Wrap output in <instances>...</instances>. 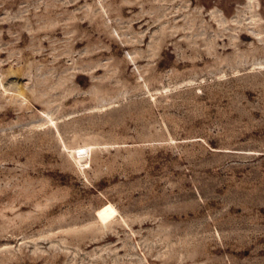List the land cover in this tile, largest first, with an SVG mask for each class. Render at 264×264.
<instances>
[{"label": "rangeland", "instance_id": "1", "mask_svg": "<svg viewBox=\"0 0 264 264\" xmlns=\"http://www.w3.org/2000/svg\"><path fill=\"white\" fill-rule=\"evenodd\" d=\"M0 264H264V0H0Z\"/></svg>", "mask_w": 264, "mask_h": 264}, {"label": "bare ground", "instance_id": "2", "mask_svg": "<svg viewBox=\"0 0 264 264\" xmlns=\"http://www.w3.org/2000/svg\"><path fill=\"white\" fill-rule=\"evenodd\" d=\"M87 149H89L88 147H79V148H77V151H76V153H77V155H84V154H86L87 153ZM87 155V154H86ZM83 159H84V157H83ZM85 161V160H84ZM84 163V162H83ZM85 165H87V163L85 164Z\"/></svg>", "mask_w": 264, "mask_h": 264}]
</instances>
